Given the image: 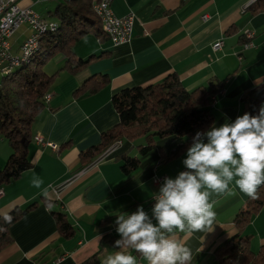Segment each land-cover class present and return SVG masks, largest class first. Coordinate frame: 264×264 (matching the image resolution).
Instances as JSON below:
<instances>
[{
    "label": "crops",
    "instance_id": "crops-1",
    "mask_svg": "<svg viewBox=\"0 0 264 264\" xmlns=\"http://www.w3.org/2000/svg\"><path fill=\"white\" fill-rule=\"evenodd\" d=\"M43 1L24 0V3L37 10L35 6ZM57 1L46 4L45 14L37 11L55 19L52 10ZM252 1H111L116 15L128 11L134 14L132 37L113 44L107 36L100 40L94 35H84L74 43L75 56L85 58L91 53H104L75 73L60 70L50 85V97L32 124V141L28 147L32 166L3 187L0 215L33 200L37 203L11 224L12 241L0 249V264H79L95 253L97 264H103L108 255L119 250L115 241L105 238L116 233V215L130 214L137 206H143L151 216L148 203L159 190L152 181L153 174L166 173L175 178L184 167L187 147L166 158L160 149L167 153L177 142L166 137L159 139L148 153L140 155L136 144L143 138L124 137L118 148L78 168L80 151L99 142L101 132L118 122L111 101L115 91L126 85L159 81L170 72H176L188 89L206 84L208 79L222 81L224 91L211 107L213 121L205 130L234 121L240 111L241 91L264 81V9L254 12L249 6ZM21 27L24 29L11 41L13 50L29 34L25 25ZM247 28L254 35L252 44L244 47L242 31ZM218 38L223 39V44L214 50L212 43ZM63 62L62 55L57 68ZM102 74L109 79L99 90L73 95L84 80ZM35 133L59 147L69 141V146L53 149L42 145L33 139ZM124 150L139 155L141 160L128 176L115 158ZM10 151L6 139L0 137V168ZM34 180L42 181L39 187L33 184ZM230 190L233 195L226 192L210 196L216 213L212 229L172 234L192 250V264H217L214 249L236 232L233 217L247 195L234 183ZM53 209L66 212L75 226L72 236L60 235L51 213ZM247 231L253 234L250 247L257 250L264 242V206L252 217ZM131 254L137 257V264H147L138 253Z\"/></svg>",
    "mask_w": 264,
    "mask_h": 264
},
{
    "label": "trees",
    "instance_id": "trees-1",
    "mask_svg": "<svg viewBox=\"0 0 264 264\" xmlns=\"http://www.w3.org/2000/svg\"><path fill=\"white\" fill-rule=\"evenodd\" d=\"M93 0H59L52 10L56 22L54 29H45L38 36V48L29 60L10 67V71L0 73V137L6 139L11 151L0 168V187L19 178L32 166L28 147L32 141V124L44 109V94L49 90L55 76L62 69L72 73L85 67L88 62L102 53H91L83 58L74 55L73 45L81 37L92 33L103 40L107 34L102 30L100 20L92 10ZM255 12L264 9V0H254L249 4ZM57 29V30H56ZM46 31V32H45ZM244 37L243 42L247 39ZM108 37V36H107ZM36 53V54H35ZM61 54L64 62L53 72L47 73L43 66L54 55ZM33 55V56H32ZM107 75H92L73 91L74 96L90 94L108 82ZM223 88L222 81L208 79L206 84L186 88L176 72H170L161 80L146 85H126L111 96L118 114V122L101 132L96 144L80 151L78 168L86 166L90 160L106 151L112 142L124 137L131 140L143 138L136 144L140 155L152 150L159 139L170 138L176 144L169 152H161L169 158L188 147L197 131H204L213 121L211 110L214 92ZM239 115L248 112L256 115L264 101V81L245 87L240 93ZM69 146V141L59 148ZM57 147V148H58ZM161 148V147H160ZM122 172L128 176L140 164V156L124 150L115 155ZM33 200L24 207L15 206L0 215V249L12 241L10 226L29 209L36 205ZM149 204V203H148ZM264 206V186L258 190L255 199L246 197L233 217L236 232L226 237L214 249L217 264H264V242L253 250L247 231L252 217ZM60 235L70 237L75 226L64 210H51ZM119 234L106 235L116 241ZM98 254L86 257L79 264H97Z\"/></svg>",
    "mask_w": 264,
    "mask_h": 264
},
{
    "label": "clouds",
    "instance_id": "clouds-1",
    "mask_svg": "<svg viewBox=\"0 0 264 264\" xmlns=\"http://www.w3.org/2000/svg\"><path fill=\"white\" fill-rule=\"evenodd\" d=\"M182 162L186 170L165 177L155 193L151 216L143 206L116 215L119 250L103 264H137L133 251L147 264H192V250L172 234L212 229L216 213L211 194L233 195L234 183L255 199L264 186V105L256 115L245 112L230 123L197 131ZM41 183L33 181L36 187Z\"/></svg>",
    "mask_w": 264,
    "mask_h": 264
},
{
    "label": "built area",
    "instance_id": "built-area-1",
    "mask_svg": "<svg viewBox=\"0 0 264 264\" xmlns=\"http://www.w3.org/2000/svg\"><path fill=\"white\" fill-rule=\"evenodd\" d=\"M18 0H0V73L2 72V61L6 54H15L18 51L13 50L12 43L10 38L12 35L22 26L25 25L29 30V34L25 36V46L28 45L31 31L33 28L39 24H53V20H38V11L32 8L30 5H18ZM99 3L101 7V17L99 18L102 30L107 34L108 38L112 41L113 44H119L126 41L132 37L133 34V24H134V14L131 11L123 15H116L111 8L112 0H95ZM206 15H203V18ZM243 33L246 37V41L242 43L244 47L252 44V37L254 31L251 29H244ZM223 44V39L218 38L212 43V48L214 50L219 49ZM19 48H17L18 50ZM15 62V61H14ZM13 62V63H14ZM12 63V64H13ZM224 89H219L217 92H214L213 105L217 97L222 94ZM50 97V92L44 94V100L47 101ZM33 139L43 145H49L54 149L58 145L54 142L46 140L40 133H35ZM121 144V140L118 142L111 143L110 151H102V157L113 151L115 148H118ZM185 166L181 168L180 171H185ZM165 177H169L166 173H154L152 176V181L156 185L161 186ZM3 192V187H0V194ZM158 192V191H157ZM156 192V193H157ZM154 195L149 200V207L152 209L154 204Z\"/></svg>",
    "mask_w": 264,
    "mask_h": 264
},
{
    "label": "bare ground",
    "instance_id": "bare-ground-1",
    "mask_svg": "<svg viewBox=\"0 0 264 264\" xmlns=\"http://www.w3.org/2000/svg\"><path fill=\"white\" fill-rule=\"evenodd\" d=\"M92 10L94 11L95 15L98 18L101 17V7H100L99 3L95 0L92 3ZM38 20H46V19L38 13ZM55 27H56V22H53V24H39L38 26L33 28L31 31V36H30V40H29L28 45L25 46V40H23V42H21V44L19 45L18 53L16 55V60H15V54H6L4 56V60L2 61V71L12 67L13 65L14 66L17 65L20 62L23 63V61L29 60V57L31 56V54L38 48V44H39L38 43V36H39V34L41 32L44 33L43 31L45 29L47 30V28L48 29H54ZM213 99H214V96L210 99V100H212V103H213ZM110 150H111V146L106 151H110ZM100 157H102V154Z\"/></svg>",
    "mask_w": 264,
    "mask_h": 264
},
{
    "label": "rangeland",
    "instance_id": "rangeland-1",
    "mask_svg": "<svg viewBox=\"0 0 264 264\" xmlns=\"http://www.w3.org/2000/svg\"><path fill=\"white\" fill-rule=\"evenodd\" d=\"M54 0H45V1H43V2H41V3H38L36 6H35V8L37 9V10H39V11H41L43 14H45L46 13V11H44V7L46 6V4H51L52 2H53ZM17 3H18V5H21V6H24V5H27L26 3H24V0H18L17 1ZM40 14V13H39ZM41 15V14H40ZM42 16V15H41ZM24 29V27H21L16 33H15V35L14 36H12L11 38H10V41H13V39H14V37L18 34V32L19 31H22ZM88 37H90V36H93V34L92 33H88V34H86ZM86 36V37H87ZM15 51H18L17 50V48H15ZM62 58V55L61 54H56V55H54L53 57H51L45 64H44V66H43V69L47 72V73H51V72H53L54 70H55V68H57V66H58V63L60 62V59ZM8 71H10V68H8V69H6V70H4V71H2L1 73H6V72H8ZM43 145V144H42ZM47 146H49V145H47ZM51 147V146H50ZM51 148H53V147H51ZM54 149V148H53ZM56 149V148H55ZM180 172V171H179Z\"/></svg>",
    "mask_w": 264,
    "mask_h": 264
}]
</instances>
